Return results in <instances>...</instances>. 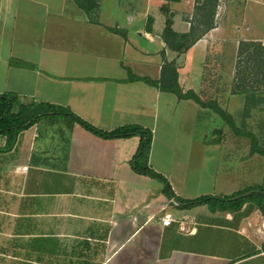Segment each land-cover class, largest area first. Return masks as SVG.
<instances>
[{"label": "crops", "instance_id": "0c3cea01", "mask_svg": "<svg viewBox=\"0 0 264 264\" xmlns=\"http://www.w3.org/2000/svg\"><path fill=\"white\" fill-rule=\"evenodd\" d=\"M204 1L0 0V95L16 96L14 111L51 106L104 133L149 131L147 164L181 200L264 190L252 148L264 146V93L235 82L239 44L264 42V0H216L207 15ZM139 144L66 116L20 131L0 153L11 195L0 264H264L255 203L182 209L132 170Z\"/></svg>", "mask_w": 264, "mask_h": 264}, {"label": "trees", "instance_id": "16d2710c", "mask_svg": "<svg viewBox=\"0 0 264 264\" xmlns=\"http://www.w3.org/2000/svg\"><path fill=\"white\" fill-rule=\"evenodd\" d=\"M216 4V0H205L201 6V8H197L196 10L202 12V14L207 15L210 6H212V10L214 9ZM210 25H206L204 31H207L211 28ZM171 32L169 30L165 31V41L168 42V38L171 37ZM189 36H181L182 39H186ZM194 42V39L190 40V42H185L187 47ZM181 48V47H180ZM256 48H259L256 52ZM186 49V48H184ZM182 50V49H181ZM238 59L239 62L237 64V69L235 72V82H237L236 89L242 91L255 92L252 90L250 84L259 83L258 78L264 79V65L262 63L261 55L263 56L262 47L258 43L252 42H241L238 47ZM173 81L175 82V74H172ZM248 84V85H247ZM175 88V85L173 86ZM169 91H172V88H167ZM174 91H178L177 88L173 89ZM248 91V90H247ZM182 97L187 99H192L197 102L202 107H209L221 117H223L229 125H231V121L225 116L223 112H221L215 105L213 104H203L196 96L192 93H186L182 95ZM17 103V98L15 95L6 93L0 95V136L5 138V145L0 149V153H7L11 151L17 134L28 128L35 121L42 117H48L49 115L57 116V117H69L73 121H75L79 126H81L86 131L91 134L98 136L103 139H117V138H127L137 136L140 138L139 147L134 154L131 160V168L132 170L142 176H146L157 180L163 186V194L170 200H174L176 203L180 205L182 209H190L196 206H200L203 204H213L217 205L219 208H229V209H237L239 205L243 202L250 201L255 203L261 212H264V190L260 188H249L245 189L233 196L227 198H203L185 201L181 200L174 196L171 191L170 185L167 180L161 175L152 171L147 164V153L150 145V132L147 130H143L139 127H123L116 129L109 133L101 132L84 121L80 120L73 114L68 111H64L61 109H57L51 106H19L18 110L14 111L15 105ZM256 143L252 140V148L254 151L258 152L260 155L264 156V150L259 148H255Z\"/></svg>", "mask_w": 264, "mask_h": 264}, {"label": "rangeland", "instance_id": "374dc122", "mask_svg": "<svg viewBox=\"0 0 264 264\" xmlns=\"http://www.w3.org/2000/svg\"><path fill=\"white\" fill-rule=\"evenodd\" d=\"M259 25H260L259 31H261V33L264 34V21H262V23L259 24ZM251 26H253V25H251ZM255 31H257L256 28H255ZM257 33H258V31H257ZM259 43H260V45L262 47L263 56L261 55V59H262L261 61H262L263 65H264V42H259ZM258 49L259 48H256V52H257ZM263 74H264V72H263ZM258 80H259V87L257 86L255 88V90H253V91H255L257 93H264V79H263V77L262 78L260 77V78H258ZM203 99H204V97H203ZM257 147H259V148L261 147L262 149H264V146L262 144H257L256 143L255 148H257ZM4 163L6 164L5 160L0 159V164H1V167H0V178H3V179L7 178V176L10 175L9 172L5 173L2 170V166L5 165ZM0 189L2 190L0 195L3 196L2 199H0V220L2 219L4 223H7L9 217L7 215H5V213L9 214L10 213V209H11V195H10V192H9L10 189L8 188L7 184H4V186L1 187Z\"/></svg>", "mask_w": 264, "mask_h": 264}, {"label": "built area", "instance_id": "2783aa9c", "mask_svg": "<svg viewBox=\"0 0 264 264\" xmlns=\"http://www.w3.org/2000/svg\"><path fill=\"white\" fill-rule=\"evenodd\" d=\"M169 222H170V221H169L168 219H166V220H163V222H162V223H163L164 225H168V224H169Z\"/></svg>", "mask_w": 264, "mask_h": 264}]
</instances>
